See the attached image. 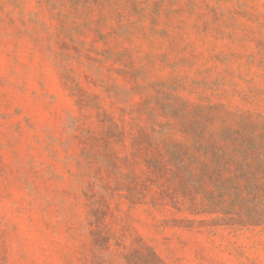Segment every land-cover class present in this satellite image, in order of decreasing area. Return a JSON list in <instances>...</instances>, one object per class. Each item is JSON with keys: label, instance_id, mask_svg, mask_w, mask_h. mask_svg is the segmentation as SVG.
<instances>
[{"label": "rangeland", "instance_id": "obj_1", "mask_svg": "<svg viewBox=\"0 0 264 264\" xmlns=\"http://www.w3.org/2000/svg\"><path fill=\"white\" fill-rule=\"evenodd\" d=\"M239 173L264 0H0V264H264Z\"/></svg>", "mask_w": 264, "mask_h": 264}, {"label": "trees", "instance_id": "obj_2", "mask_svg": "<svg viewBox=\"0 0 264 264\" xmlns=\"http://www.w3.org/2000/svg\"><path fill=\"white\" fill-rule=\"evenodd\" d=\"M223 169L219 168L218 165H215L214 169L211 171V175H214V182H215V186L217 188H219V190H221V193H227L230 191L231 187L226 188L225 187V182L227 181V179H224L223 176ZM225 173H226V169H225ZM229 173V172H228ZM251 173H249L248 176H250ZM235 177H233V179H237V180H242L244 183L243 185H238L236 183V188L234 187L233 192L236 194L241 195L244 191H246V194L248 196L249 199H251V201H258V199H260L261 195H264V190L261 189L260 187H253L250 186V183H248L247 181V177L245 175H243V173H239V174H234ZM252 189H254L253 191H251ZM218 205V204H217ZM214 205V206H217ZM261 207H257V209L255 210L256 215L254 214V216L249 217V221L251 224H264V218L262 215V212L260 209ZM253 211V210H252ZM211 212H215V209ZM254 212V211H253Z\"/></svg>", "mask_w": 264, "mask_h": 264}]
</instances>
